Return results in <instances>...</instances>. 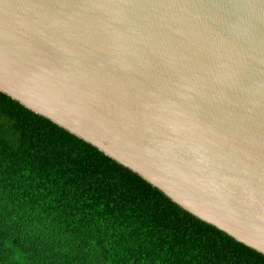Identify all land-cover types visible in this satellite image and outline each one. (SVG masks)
<instances>
[{
	"label": "water",
	"instance_id": "95a60500",
	"mask_svg": "<svg viewBox=\"0 0 264 264\" xmlns=\"http://www.w3.org/2000/svg\"><path fill=\"white\" fill-rule=\"evenodd\" d=\"M0 91L264 254V0H0Z\"/></svg>",
	"mask_w": 264,
	"mask_h": 264
},
{
	"label": "trees",
	"instance_id": "16d2710c",
	"mask_svg": "<svg viewBox=\"0 0 264 264\" xmlns=\"http://www.w3.org/2000/svg\"><path fill=\"white\" fill-rule=\"evenodd\" d=\"M0 264H264V254L0 91Z\"/></svg>",
	"mask_w": 264,
	"mask_h": 264
}]
</instances>
